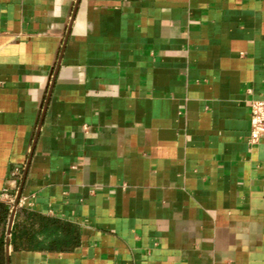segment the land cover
<instances>
[{
    "label": "crops",
    "instance_id": "obj_1",
    "mask_svg": "<svg viewBox=\"0 0 264 264\" xmlns=\"http://www.w3.org/2000/svg\"><path fill=\"white\" fill-rule=\"evenodd\" d=\"M263 94L264 0H0V264H264Z\"/></svg>",
    "mask_w": 264,
    "mask_h": 264
},
{
    "label": "built area",
    "instance_id": "obj_2",
    "mask_svg": "<svg viewBox=\"0 0 264 264\" xmlns=\"http://www.w3.org/2000/svg\"><path fill=\"white\" fill-rule=\"evenodd\" d=\"M250 110V130L247 137V144L255 146L264 141V94L260 100H251L249 103ZM8 204H13L9 198L6 199Z\"/></svg>",
    "mask_w": 264,
    "mask_h": 264
},
{
    "label": "trees",
    "instance_id": "obj_3",
    "mask_svg": "<svg viewBox=\"0 0 264 264\" xmlns=\"http://www.w3.org/2000/svg\"><path fill=\"white\" fill-rule=\"evenodd\" d=\"M8 207L6 205L0 204V217L4 216V218L8 215Z\"/></svg>",
    "mask_w": 264,
    "mask_h": 264
}]
</instances>
